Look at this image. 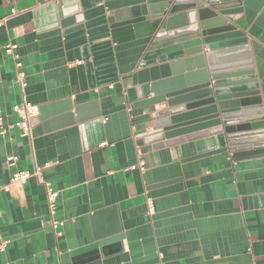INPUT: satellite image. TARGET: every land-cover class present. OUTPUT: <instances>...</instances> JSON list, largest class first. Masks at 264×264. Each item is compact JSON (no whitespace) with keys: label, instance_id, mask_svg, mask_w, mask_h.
I'll return each instance as SVG.
<instances>
[{"label":"crops","instance_id":"obj_1","mask_svg":"<svg viewBox=\"0 0 264 264\" xmlns=\"http://www.w3.org/2000/svg\"><path fill=\"white\" fill-rule=\"evenodd\" d=\"M103 1L0 3V17L8 16L0 27V264H74V253L95 236L116 231L121 238L100 249L101 264H264V141L236 155L224 138L191 134L149 143L142 136L154 127V114L169 108L137 107L133 85L134 75L162 65L171 76L185 75L206 62L207 52L218 63L248 55L250 64L237 73L254 77L264 116V0H220L228 12L224 27L231 26L221 33L159 40L160 34L138 38L131 30L93 54L80 45L84 31L63 27L60 14L80 9L90 31H102ZM129 8L115 10V19L138 18ZM8 43L17 46L26 74L24 94L4 53ZM201 77H183L182 84ZM23 99L36 107V119L40 111L49 114L31 122L30 138L14 126L13 107ZM67 103L89 105L82 123L73 109L62 111ZM139 160L143 172L131 169ZM174 164L179 189L152 195L144 173ZM35 169L57 191L59 237L43 184L34 176L9 182Z\"/></svg>","mask_w":264,"mask_h":264},{"label":"water","instance_id":"obj_2","mask_svg":"<svg viewBox=\"0 0 264 264\" xmlns=\"http://www.w3.org/2000/svg\"><path fill=\"white\" fill-rule=\"evenodd\" d=\"M123 6L132 7L129 8L132 12L138 10L139 17L117 21L114 11ZM101 7L103 13L105 10L108 12L104 22L99 25L103 27L102 31L91 32L93 27L87 26L80 9L76 8L70 13L61 10L60 14L63 27L71 26L72 32L84 31L80 45L88 47L93 54L101 46L120 43V37L131 30L138 38L160 34L157 39L163 40L199 32L206 36L231 29V26L224 27L226 22L223 17L228 12L220 0H104ZM201 52L200 46L198 54ZM214 55V52H207L204 56L206 62L188 70L185 75L171 76L165 65L134 75L133 85L139 101L135 104L137 107L165 103L169 108L154 114V127L142 138H147L149 143L191 134L196 135L193 139L214 137L221 141L224 138L233 155L239 151H252L253 145L264 141V116L255 79L249 73H237L240 68L250 64L248 55H241L242 58L235 61H231L232 57H226L229 60L221 63L216 62ZM82 57L88 58L86 54ZM199 74L204 76L199 84L184 88L183 77L192 79L199 77ZM149 94H153V98L147 99ZM88 106L79 104L72 107L67 103L62 111L73 109L76 121L82 123ZM180 106L182 108H175ZM40 114L38 119L34 117L31 122L44 121L49 115L45 111H40ZM92 115L90 119L99 117L98 112ZM178 165L144 173L152 195L179 189L181 176L179 171H173ZM120 238L119 231L95 236L91 244L74 253V264H101L100 249Z\"/></svg>","mask_w":264,"mask_h":264},{"label":"built area","instance_id":"obj_3","mask_svg":"<svg viewBox=\"0 0 264 264\" xmlns=\"http://www.w3.org/2000/svg\"><path fill=\"white\" fill-rule=\"evenodd\" d=\"M15 10L11 9V14H14ZM8 16L0 17V27L4 26ZM17 46L15 44L8 43L4 46V53L12 57L14 62V67L16 69V80L15 83L24 94L25 88L27 87L26 74L23 71L22 64L19 61V56L15 53ZM13 111L17 115V121L14 126L19 130L20 136L23 138H30L32 127L31 119L36 115L37 109L35 106L27 102L25 99L19 105L13 107ZM9 164H13L15 161L14 157L7 158ZM131 169H139L141 172L145 170V163L141 160L135 166H132ZM34 176L45 188L46 195V204L47 212L51 218L50 224L57 237L61 236L60 228L63 226V222L53 219L56 210V198L57 191L51 186L48 182H43L40 177L39 169H35L33 172L28 171H19L11 175L9 182L14 183H24L28 178ZM149 210H152V207H149ZM4 246L0 244V250H3Z\"/></svg>","mask_w":264,"mask_h":264}]
</instances>
